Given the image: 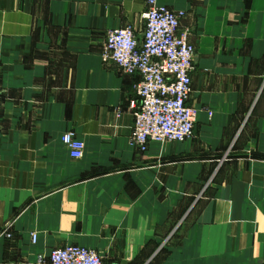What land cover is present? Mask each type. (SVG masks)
Masks as SVG:
<instances>
[{
	"label": "crops",
	"instance_id": "1",
	"mask_svg": "<svg viewBox=\"0 0 264 264\" xmlns=\"http://www.w3.org/2000/svg\"><path fill=\"white\" fill-rule=\"evenodd\" d=\"M157 1L190 32L196 121L192 138L139 152L138 76L101 52L111 28L132 25L142 40L144 0H0V264L69 244L105 264H220L233 250L244 256L227 264H264V208L209 203L183 224L193 203L243 184L235 174L264 169V0ZM67 131L82 158L63 145ZM230 215L237 223L213 224L205 241L204 219Z\"/></svg>",
	"mask_w": 264,
	"mask_h": 264
},
{
	"label": "built area",
	"instance_id": "2",
	"mask_svg": "<svg viewBox=\"0 0 264 264\" xmlns=\"http://www.w3.org/2000/svg\"><path fill=\"white\" fill-rule=\"evenodd\" d=\"M144 28L139 41L131 25L107 30L101 59L122 73L138 76L129 110L134 118L131 143L145 151L150 142H181L193 137L195 109L191 92L195 49L180 13L157 0H144ZM61 141L71 158L83 157L84 144L67 131ZM8 236V234H7ZM35 241V234L31 235ZM36 264H105L99 254L79 245H64L39 255Z\"/></svg>",
	"mask_w": 264,
	"mask_h": 264
},
{
	"label": "rangeland",
	"instance_id": "3",
	"mask_svg": "<svg viewBox=\"0 0 264 264\" xmlns=\"http://www.w3.org/2000/svg\"><path fill=\"white\" fill-rule=\"evenodd\" d=\"M144 8H145V1H144ZM72 132H74V131H72ZM75 136H76V133H75ZM130 142H131V135H130ZM163 143H166V142H163ZM133 146H135V145H133ZM135 148H137V147L135 146ZM148 148H149V145L145 151H141L138 148L137 149L139 152H146V151H148ZM253 158H255V157H253ZM255 159H258V158H255ZM247 167H248L247 165L246 166L243 165V169L245 168L247 170L248 169ZM231 171L233 172L232 174H234L238 170L232 169ZM256 171H257V174H256ZM259 172L263 173V176ZM254 173H255V176L250 177L247 180H244V178H240L241 176L239 178H237L239 173L235 174V177L233 178V182H234V180L238 179V181L242 182L243 184L230 183L229 186H231V187H230L229 192L227 191V188H225L224 186L221 185L222 186L221 189L223 187H224V189H222L219 193L220 188H218L217 195L212 196L214 198L213 200H210L208 198L207 199L204 198L198 206L196 203H193V205H191L190 210L195 209L197 211V210H199L200 207L201 208L203 206H204L203 208L207 207V205L209 203H210V206L212 204L213 209H217V210H232L233 208H242V209L264 208V169H257V170H255ZM209 181H207V182H209V184H207V186L205 183V190L203 191V193L205 194V197L207 195L208 197L211 198L210 194H212L213 191H215L217 189V186L212 187L214 178H211V179L209 178ZM210 183H212V184L210 185ZM195 210H194L193 214L191 213L192 215L190 214V216H188L185 220L183 219V221H184L183 224L185 226L191 225L193 223ZM235 219H238V218L234 217L232 215L224 216V217L221 216L220 218H218V217H211L208 219L205 218L204 222H203V226H202L204 231H205L203 233V235L205 236V238H204L205 241L211 240L210 239L211 238L210 237L211 236V226L213 224L214 225H217L218 223L221 225L231 224V223L234 224V223H237L235 221ZM243 220H244V218H242V217L239 218V223H241ZM179 235H181V234H178V236ZM6 236H7V234H6ZM7 237L9 238V234ZM31 240H32V238H31ZM32 242H35V241H32ZM69 245H73V244H69ZM89 249H93V248H89ZM93 250H95V249H93ZM95 251L98 253L97 250H95ZM38 256L39 255H37V258H38ZM99 256L102 258V256L100 254H99ZM243 256H244V254L240 250L229 251L225 255L224 260H223L224 257L221 258L222 262H220V264H227L229 257L239 259ZM37 258H36V260H37ZM211 263H212V261L210 259L209 260L205 259V264H211ZM35 264H36V262H35ZM213 264H216V262H213Z\"/></svg>",
	"mask_w": 264,
	"mask_h": 264
}]
</instances>
